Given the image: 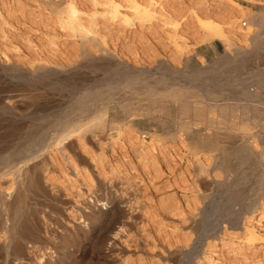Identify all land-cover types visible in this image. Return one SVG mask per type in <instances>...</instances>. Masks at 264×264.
Listing matches in <instances>:
<instances>
[{
    "label": "rangeland",
    "instance_id": "1",
    "mask_svg": "<svg viewBox=\"0 0 264 264\" xmlns=\"http://www.w3.org/2000/svg\"><path fill=\"white\" fill-rule=\"evenodd\" d=\"M67 1L70 0H0V174L26 161L41 162L36 174L48 182L49 190L47 195L33 194L24 199L22 210L30 215L37 213L39 218L47 219L48 229L51 226L47 232L37 234L34 225H30L26 242L29 253L42 252L44 257H35H40V262L52 255L51 258L59 261L64 247L57 243L55 230L62 228H56L51 218L58 215L66 226L70 222V226L67 217L70 211L74 213V204L83 207L95 195L110 196L118 192L117 196H123L130 210L132 228L118 230L114 251L108 256L96 251L94 254L88 246L74 249L78 257L75 264H183V261L184 264H264V217L261 216L264 188L256 183L259 173L264 172V158L259 166L256 159H247L235 170L225 171L220 164L221 156L242 144L239 131L228 137L216 136L214 131L191 135L189 142L201 149L198 154L188 146L175 147L168 136L175 130L178 103L160 95L161 90L176 85L185 87V100L197 101L203 106L213 102L242 103L244 98H250H241L231 91L240 83H253L256 73L264 74V54L259 59L252 56L241 67L222 63L225 44L217 39L209 40L198 21H212L226 32L231 22L244 29L249 26L248 15L258 12L246 6L264 5V0H191L192 3L189 0H151L156 12L140 19L134 13L133 3L116 0L123 19L119 16L114 21L107 18L110 9H107L109 3H103L106 0H72L82 22L89 23L90 27L96 24V34L88 35L91 39L87 43H83L85 37L62 28L58 11L66 7ZM176 2L179 6L175 9ZM243 7L248 11H242ZM124 16L130 17L129 20ZM242 21L247 24L243 26ZM242 41L237 43L252 51L256 49L246 40ZM210 44L215 45L216 52L202 56ZM228 51L235 53V47ZM130 71L140 74L127 85ZM26 89L30 93L24 92ZM214 89L220 91L217 100L208 94ZM98 93L100 96L91 102ZM250 102H254L256 111L257 106H263L256 100ZM89 103L92 105L85 109L83 105ZM161 106L169 110L167 118ZM146 107L150 109L149 116L135 113ZM105 108V125L91 127L82 135L71 134L63 141L65 146L56 144L62 131L76 124L86 126L95 113ZM255 110L249 112L250 117L245 116L246 122L253 120L252 115L258 113ZM209 115L216 117L218 112ZM257 117L260 125L251 131L259 129V136H264V113L259 112ZM110 121L122 122L124 127L113 129ZM127 129H131L130 132ZM136 129L144 135H139ZM153 134L163 139L156 152L148 155L146 149L157 146ZM136 138L142 139L144 146L136 142ZM250 139L256 143L251 144ZM250 139L248 143L253 153L260 154L263 149L260 137ZM80 140L85 143L84 148L80 147ZM214 143L224 150H207L206 144ZM236 160L232 157L227 162L234 164ZM201 164L207 166L208 172L197 177L195 169ZM235 177L240 179L236 181ZM227 178L236 181L230 185L231 191L226 187L218 189L212 181L224 182ZM204 190L206 197L199 194ZM59 207L65 208L63 215ZM245 221L254 228L253 234L259 236L257 242L248 247L243 246L245 238L250 236L243 228ZM233 223L236 228L230 227ZM43 236L49 238L48 242ZM6 259V253L0 251V264H5Z\"/></svg>",
    "mask_w": 264,
    "mask_h": 264
},
{
    "label": "bare ground",
    "instance_id": "2",
    "mask_svg": "<svg viewBox=\"0 0 264 264\" xmlns=\"http://www.w3.org/2000/svg\"><path fill=\"white\" fill-rule=\"evenodd\" d=\"M126 1H128L129 3H133V5H134V13L136 14L138 19H140L142 16H144V17L153 16L154 13L156 12L155 10H153L154 7H152L153 2L151 0H144V2H138L137 0H126ZM189 1H191V0H189ZM106 2H103V3H105L106 5L109 3V6H107V9H110L109 10L110 11V16L108 15L107 18L110 17L109 19L113 20V21H114V19H118L117 17H119V16L122 18V15H120L121 12L119 10V4H118L119 2L117 3L116 0H109V1L106 0ZM96 3L98 4V2L95 1V5H97ZM191 3H192V1H191ZM202 3L204 5V2H202ZM75 4L76 3H74V1H72V0L67 1L66 7L62 8L61 10L58 11V14H59L60 20H61V24L63 25V27H62V25H61V27L65 28L66 30L69 29L68 32L71 31L74 34H80L81 35L80 37H85V40H83V43H87V41L91 39L88 35L96 34V31H97L95 29V27H96L95 25L96 24L94 23V25H93V23H92V26L90 27L89 23H87V25H86L85 21H84L85 23H83L81 17L79 16L80 13H79L77 7L75 6ZM198 4H200V6H201V3H198ZM177 5H178V3L176 4L175 9L178 8L179 5L178 6ZM129 6L130 5H128V7ZM195 6H197V5H195ZM201 7H203V6H201ZM169 9L171 10V8H169ZM180 10H183V9H180ZM241 10L245 11V12L248 11V10L246 11V9L244 7ZM109 11H108V13H109ZM178 11H179V9H178ZM197 11L198 10H196V12ZM172 12H174V11H172ZM187 12L189 13L188 10H187ZM223 12H225V11L223 10ZM161 13H162L161 14L162 16H166V14H163V12H161ZM202 13H204V12H202ZM135 14H134V17H135ZM37 15H38V13H37ZM39 18H41V17H39ZM124 18H125V20H129L130 17L124 16ZM203 18H205V17H203ZM207 19H208V16H207ZM130 20L132 21V18ZM192 20H194V19H192ZM192 20H190V21H192ZM248 21H249V26L245 27L244 29L243 28L241 29L239 26L235 25L234 22H231V24L229 23L231 28L227 31L228 33L225 31V28L223 29L221 26L217 25L216 23H214L212 21H201V20H199L198 22H199L200 26L203 29L206 30L207 34L209 35V40L217 39V40L221 41L223 44H225L224 46H226L225 47L226 48V51H225L226 53H225V55L223 57H221L222 63L229 64V65H234L236 67H241L245 62L247 63V61L250 60L252 56L254 58H258L259 59L260 55L264 54V51H262V52L260 51V49L264 50V15L262 13H260V12L249 14L248 15ZM94 22H96V20ZM122 22H123V20H122ZM125 22H127V21H125ZM192 22H194V21H192ZM99 36H100V34H99ZM242 40H246L247 42H249L251 44V46H253V48H256V49L252 51L246 45H245L246 47H243L244 44H243V46H240L239 43H237V42L238 41L243 42ZM76 46H78V45L76 44ZM232 47H235V53H233V54L229 53V51H228L229 48H232ZM76 50H77V48H76ZM86 51H87V49H86ZM73 52H74V50H73ZM76 52H78V51H76ZM75 53H73V54H75ZM87 53H90V52L87 51ZM68 56H66V58ZM108 56L111 57V54L109 53ZM51 57H49L48 59H50ZM62 63H63V61H62ZM135 71H136V69H135ZM140 71H138V72H140ZM132 72L133 71H130V73H132ZM140 73L141 74H143V73L146 74V72H143V73L140 72ZM140 73H135L134 72V73L130 74L126 78L127 79V85L129 83H131V81L134 80V78L136 76H138ZM258 73H256L257 75H256L255 79L253 80L254 81L253 83H250V82L247 81L245 83H240L239 87H233V90L231 91L232 94H236V95L240 96L241 98L247 97V96L250 97V98H244L245 101L242 102V103H228L227 102V103H223V104H218V103H214L213 102L212 104H209L208 106H203L202 104L198 105L199 102H197V101L190 102V101L184 99L185 87H180V86L179 87H175L176 86L175 85L174 87L172 86V87H168V88H166L164 90H161L160 95L163 98L171 99V100H173V102L176 101L178 103V105H177L178 106V113H177L178 114L177 115L178 119L175 120V127H174L175 130H174L173 134L168 136V139L173 143V145L175 144L174 145L175 147L179 148V145L188 146L194 153L198 154L201 149L199 148V146L197 144H191L189 142V137L191 135H195V134L206 135L207 133L214 131L216 133V136L224 135V136L228 137V136H233L234 134H239V133H236V131H239L240 134H241L240 135L241 139L243 141L242 144L233 147L231 149L230 153L224 154L223 157L220 155L221 156V162L219 161L220 164L225 168L226 172L232 171V169L235 170L236 167L237 168L239 167L238 165H242L244 163V161L247 160V159H256V161L258 162L257 166H259L261 164V158H264V136H259V134H260L259 129H258V131H251L255 127L260 125L259 121L257 120V118H258L257 115H259V112L260 113H264V74H258ZM161 78H163V77H161ZM138 81H140V79ZM150 82L152 83V81H150ZM222 86H224V84H222ZM230 86H233V85L230 84ZM135 89H137V88H135ZM235 89H239V90H235ZM25 91L27 92L28 90L26 89V90H24V92ZM226 91H227V89H226ZM18 92H21V91H18ZM21 93H23V92H21ZM208 94L210 96H212L215 100H217L218 97L221 96L220 95V91H218V89L210 90V91H208ZM12 95H13V93H12ZM98 96H100L99 93H98V95H95V97L93 99H91L90 101L91 102L94 101L95 99H97ZM10 97L14 98V96H10ZM251 100L259 101V102H261L263 104V106L262 107H260L261 105L257 106L256 108L258 109V111H256L255 108H253V107H255V106H253L254 102L251 104V102H250ZM89 104H85V105H83V107L85 109H87V108H89V106L92 105V103H89ZM126 104H124V105L126 106ZM236 104H238V105H236ZM127 106H129V105H127ZM78 108H79V106H78ZM252 110L253 111L255 110L258 113L255 114V115H252L253 118L252 117L251 118L253 120L251 122H246L244 120V118H245V116L250 117L251 115L249 114V112H251ZM162 111L164 112V117L167 118L168 115H169V110L167 108H165ZM214 111L218 112V115L216 117L212 116V115H209V113H212ZM106 112H107V108L103 109L101 112L98 111L97 113H95L92 116V118L88 121L89 124L86 123L87 124L86 126H84L85 124H81V125H77L76 124L74 126V128L62 131L60 136H58L57 139H56V144L62 145L63 141L65 139L69 138V136H71V134H73V133H79V134L81 133V135H82V133H84L86 130H88L91 127H99V126L105 125L106 118L104 117V115L106 114ZM236 112H239L241 114L237 115V114H235ZM135 113L137 115L146 116L147 117L150 114V109H148L147 107L146 108H141ZM148 118H150V117H148ZM127 123H128L129 126H131L129 122H127ZM109 124H110V126L113 129H117V130H121L124 127V123H122V122L110 121ZM130 130H128V131L130 132ZM137 131L139 132V130H137ZM10 133H11V130H10ZM131 134H133V133L131 132ZM139 135L142 136V135H144V133L143 132H139ZM135 136H137V134ZM253 136L254 137H260V141H262L261 144H263V149H262L261 153L258 154V155L257 154L255 155L253 153V151L251 149L252 147H250V145L248 143L249 139L251 137H253ZM215 138L217 139L218 137H215ZM79 139L80 138H78V140ZM153 139L155 141V145H157V146H152L150 148H147L145 152L148 155H151L154 152H156L157 147L159 146L158 143L163 139V137L160 136V135L153 134ZM136 140H137V138H136ZM140 140L142 141V139H138L136 142H138V143H140V144H142L144 146V144ZM213 141H215V140H213ZM80 142H81V144H80ZM82 142L83 141L80 140L79 144H80V147L84 148L83 146H86V145H83L85 143H82ZM251 142L256 143V141L254 142V140L251 141V139H250V143ZM238 143H240V142H238ZM176 144H177V146H176ZM63 146H65V145L63 144ZM85 148H87V147H85ZM206 148H207V150H210V151H218V150L223 151L224 150V148L221 147L218 143L206 144ZM83 151H86V150H83ZM56 152H58V151H56ZM70 156L71 155H69L68 157H70ZM147 157H149V156H147ZM232 157L237 159L238 162H236L234 164H230L229 162H227V160L231 159ZM202 158H203V156H202ZM70 159L71 158H68V160H70ZM70 162H71V160H70ZM245 162H247V161H245ZM40 163L41 162L34 163L33 161L28 163V161H26V162H24V165H22V166H13V167H11L12 170H10L8 172H3V173L0 174V251H3V252L6 253L7 259H6V263L5 264H75L78 261V257L74 254V252H76L77 249H79L81 247H85V246H88L91 250H93V252L96 251L97 253H101V254H103L105 256H108V255L112 254V252L114 251V247L116 245V240H117L116 238H117V236L119 234L118 230L132 228L131 226H132V222H133V219L131 221L129 216H128V215H131L129 213L130 210H128L129 208H126L125 203H124V199L122 198L123 196L122 197L121 196H117L118 192L115 193L116 195L113 194V195H110V196L95 195L96 194L95 193V194H93V195H95L93 200L86 201L85 202V206H83V207H79L76 204H74V206H72V209H74L73 210L74 213H71V211H70L68 214H71V215H68V217L66 216L68 219L70 218V221H71V225L70 226H68L70 222L66 226L65 225L66 223L63 220V218L61 219L60 216H58V215L55 218H51V220L54 221V223L57 225L56 228L57 227L62 228L61 230H58V231L55 230V232H56L55 235L57 237L58 242L57 241L54 242L51 239L54 243L57 242L61 246L64 247V249H63L64 250V254L62 252H60V253L63 254V256H61L59 261L56 260V259L51 258V257H53V255H52V256H46L44 261L40 262L41 258L39 257V258L36 259L35 257L36 256L38 257V255H41V257H42L43 253L40 252L39 254H37L38 253V251H37L38 249L37 248H36L37 249L36 250L37 253L35 251L33 252V254L29 253V250H28V247L26 245V242L28 241V232L30 230V225H34V229H35L37 234H41L42 232L45 233V231L47 232V230H49L50 227H51L50 226L49 229H48V227H47V225L45 223V219L46 218H44V219L43 218H39L37 216V213H33V214L30 215L28 212H26V210L25 211L22 210L24 208V205H25V200H24L25 197H27L29 195H33V194L47 195L49 193V190L47 189V184H46L48 182L43 181V179L39 175L36 174V169L39 168L38 166L40 165ZM155 164H157V163H155ZM205 164H206V162H205ZM201 165L197 166L196 169H195V174H196L197 177H202L203 174L208 172L207 171L208 170L207 166H205L204 164H201ZM85 172H87L86 174L89 175L88 172H90V171H89V169H86ZM213 173H214V171H213ZM8 174H10L11 177L10 178H8V177L5 178L6 175H8ZM209 174H211V173H209ZM104 178H106V177H104ZM48 179H49V177H48ZM235 179H236V181H238L240 178L239 177L238 178L235 177ZM124 180H126V179H124ZM2 181H4V183L7 182L8 185L3 186ZM88 181H90V180H88ZM212 181L215 182V185H216V187L218 189H222L223 187H226L227 191H231L232 189L230 188V185L232 183L236 182V181H234V178H227V180L224 181V182L223 181H218V180H215V179L212 180ZM199 183H200V181H199ZM256 183H257V185L262 186L264 188V172L263 173H259V177L256 178ZM92 185H90V186H92ZM235 190H236V188H235ZM205 192L206 191L204 190V191L199 192V194H201L202 197L203 196L206 197L207 193H205ZM53 193L54 194H52V195L54 197H57L55 192H53ZM229 194H233V193H229ZM125 201L127 202V200H125ZM67 203H68V201H67ZM82 204H84V203H82ZM128 204H129V202H128ZM128 204H127V206H128ZM66 206H67V204H66ZM59 208H60V209H58L59 213L61 215H63V209L65 210V208H63V209L61 207H59ZM55 209H57V208H55ZM261 216L264 217V209L262 210ZM47 218L49 219V216H47ZM243 220H245V218ZM46 222H47V219H46ZM107 222H110V223H107ZM49 223H50V221H49ZM47 224H48V222H47ZM248 224H246V221H245L244 224H243V228L246 230V232L248 231L250 233V234H248L250 236L245 238L244 243L242 242L243 246H247V247L249 245L255 244L257 242V239H259L258 238L259 236L257 237L256 234H253L254 233V230H253L254 228L253 229L250 228L249 226H247ZM48 225H50V224H48ZM233 226H234V228L237 227V225L235 226V223L230 224V227H233ZM52 229H51V232H52ZM62 230H65V231H62ZM53 231H54V229H53ZM45 235H47V234H45ZM47 236L46 237L43 236V238H44V240H47V242H48L49 238ZM29 247H30V245H29ZM34 247H36V246H34ZM62 248H60V249H62ZM74 249H76V251ZM82 249H84V248H82ZM246 249H248V248H246ZM30 251H31V249H30ZM243 253H245V252H243ZM94 254H95V252H94ZM211 258H212V256H211ZM35 259L37 260V262H35L36 261ZM39 259H40V261H39ZM181 263L184 264V261L181 262Z\"/></svg>",
    "mask_w": 264,
    "mask_h": 264
},
{
    "label": "crops",
    "instance_id": "3",
    "mask_svg": "<svg viewBox=\"0 0 264 264\" xmlns=\"http://www.w3.org/2000/svg\"><path fill=\"white\" fill-rule=\"evenodd\" d=\"M246 8H253L255 11H262V13L264 14V5H259V4H252L251 7L246 6ZM216 52V47L213 44H210L206 50L205 53L202 54V56L207 55L208 53H212L214 54Z\"/></svg>",
    "mask_w": 264,
    "mask_h": 264
},
{
    "label": "built area",
    "instance_id": "4",
    "mask_svg": "<svg viewBox=\"0 0 264 264\" xmlns=\"http://www.w3.org/2000/svg\"><path fill=\"white\" fill-rule=\"evenodd\" d=\"M246 24V21H242V25L244 26Z\"/></svg>",
    "mask_w": 264,
    "mask_h": 264
}]
</instances>
